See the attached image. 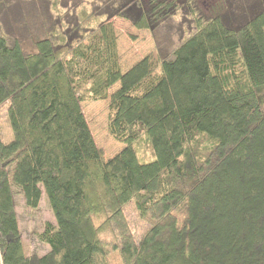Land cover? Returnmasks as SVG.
I'll return each mask as SVG.
<instances>
[{
	"label": "trees",
	"instance_id": "obj_1",
	"mask_svg": "<svg viewBox=\"0 0 264 264\" xmlns=\"http://www.w3.org/2000/svg\"><path fill=\"white\" fill-rule=\"evenodd\" d=\"M115 17L154 41L124 71ZM115 83L107 129L124 145L105 159L80 102ZM4 102L0 264H264V0H0ZM15 191L48 199L43 254L23 252Z\"/></svg>",
	"mask_w": 264,
	"mask_h": 264
},
{
	"label": "rangeland",
	"instance_id": "obj_2",
	"mask_svg": "<svg viewBox=\"0 0 264 264\" xmlns=\"http://www.w3.org/2000/svg\"><path fill=\"white\" fill-rule=\"evenodd\" d=\"M113 26L117 39V50L119 54V61L121 71L126 70L131 64L136 62L146 53L152 51L154 41L147 29H137L129 20L121 17L113 19ZM40 20L31 28V32L40 37L43 35L41 31ZM26 50L32 49V45L25 44ZM119 86L115 83L109 91L106 99H98L96 101H81L80 106L83 110L84 117L87 120L88 128L91 130L93 139L98 147L104 151V158H111L115 153L120 151L124 143H121L110 135L107 129L108 113H109V94ZM7 103L0 104V133L3 142H9L13 138V133L8 122L7 117ZM12 199L14 200V210H16V217L18 227L21 232V244L24 254L35 252L36 254H43L49 246L46 243L37 239V233L43 228V223L46 221L55 222L52 209L45 193L42 191L39 203L36 208L28 207L23 199L22 193L15 191ZM123 214L126 219L127 227L134 239L138 237L148 228L147 221L138 216L134 200L131 199L125 202ZM116 230H108L101 235V238L110 243H119L120 239ZM111 264H121L117 251L110 250Z\"/></svg>",
	"mask_w": 264,
	"mask_h": 264
}]
</instances>
